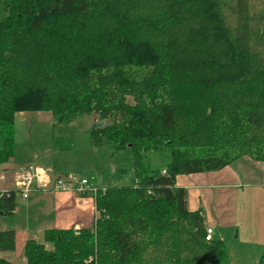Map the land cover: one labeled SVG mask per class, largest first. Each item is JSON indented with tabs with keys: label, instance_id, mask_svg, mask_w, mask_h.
<instances>
[{
	"label": "trees",
	"instance_id": "obj_1",
	"mask_svg": "<svg viewBox=\"0 0 264 264\" xmlns=\"http://www.w3.org/2000/svg\"><path fill=\"white\" fill-rule=\"evenodd\" d=\"M134 5L0 0V167L14 157L18 114L35 111L51 112L54 127L95 117L93 145L130 149L134 165L126 185L103 187L94 173L97 193H75L95 199L93 227L29 239L25 264H231L223 239H206L204 215L189 210L176 177L243 155L264 161V145L246 135L264 120V69L232 39L219 0H164L147 18ZM250 80L254 106L225 112L216 94L206 108L203 98L219 85ZM17 193L0 192V213L13 212ZM15 247V230L0 231V250Z\"/></svg>",
	"mask_w": 264,
	"mask_h": 264
},
{
	"label": "rangeland",
	"instance_id": "obj_2",
	"mask_svg": "<svg viewBox=\"0 0 264 264\" xmlns=\"http://www.w3.org/2000/svg\"><path fill=\"white\" fill-rule=\"evenodd\" d=\"M136 5L138 16L142 18L150 17L149 12L157 8L164 0H133ZM158 3V4H156ZM221 7V17L227 27L232 39L240 40L250 49V57L254 61L255 70L264 69V0H219ZM134 5V6H135ZM242 41V42H241ZM239 43V41H238ZM254 70V71H255ZM255 81L239 85L221 84L216 90L208 93L203 98L206 108L210 110L209 104L216 94H219V101L226 103L225 112H230L237 104H256L255 100L260 97L256 92L251 91V86ZM168 102V98L163 97V101ZM128 102L134 104L133 96H128ZM254 106V105H253ZM241 108V107H240ZM242 109V108H241ZM240 109L243 113L245 110ZM264 109V108H261ZM184 110V109H183ZM257 112L258 110L255 109ZM191 114V113H190ZM227 115V114H226ZM223 117V121L230 125L228 115ZM95 117H79L71 124L53 125V117L48 111L26 112L25 117L16 123L17 143L13 161L14 167H24L35 165L34 154L47 156L48 162L55 161L56 173L61 170H72L82 175L96 174L99 184L102 186L126 185L130 182L134 174L132 152L130 149L116 150L115 156L110 158L108 146L97 147L91 142L88 127L94 123ZM222 119V118H221ZM262 127L257 123L252 124L246 135L255 141H260L264 145V120ZM185 119L181 126H185ZM60 138L61 140H56ZM68 146L59 148L58 146ZM46 153V154H45ZM37 162H40L37 160ZM54 166V165H53ZM0 167V190L4 193L10 189H16L17 169ZM121 169H126L121 173ZM3 179V180H2ZM9 182L14 187H8L5 182ZM27 200L20 193L16 196L15 213L3 215L0 213V230L11 229L13 227H23L28 215ZM242 213L244 215L243 224L239 229H230L223 233L222 239L229 255L231 264H257L264 252V187L261 190L253 191V195L244 201ZM247 237L243 239V234ZM219 238V237H218ZM26 260L21 257L16 264H25Z\"/></svg>",
	"mask_w": 264,
	"mask_h": 264
},
{
	"label": "crops",
	"instance_id": "obj_3",
	"mask_svg": "<svg viewBox=\"0 0 264 264\" xmlns=\"http://www.w3.org/2000/svg\"><path fill=\"white\" fill-rule=\"evenodd\" d=\"M25 113L18 114L17 123L19 119L25 117ZM89 129L90 127L87 128L88 131ZM90 144H93L92 139ZM107 148L110 158L113 159L115 151L110 147ZM41 156L37 153L34 154L35 165L54 170L55 161L51 164L48 162L49 160H46L47 156L44 154ZM12 159L3 168L17 169L18 167L13 166ZM61 171L62 173L74 172L70 169ZM4 182L5 185L8 184V187L4 189L14 187L13 183ZM176 185L188 190L189 210H200L203 213L206 226L213 229V237H222L223 233L235 228L239 229L240 235V226L243 224L242 221L246 213V210L245 213H242L244 201L246 202L248 197L253 195V191L256 193V190H262L264 187V161L243 155L219 170L179 174L176 177ZM103 187H107V185ZM26 200L28 215L25 225L11 228L16 233L15 251L0 250V257L15 263L23 257L25 244L29 239L43 243L44 233L48 229L91 228L97 217L95 199L82 197L73 192L35 191ZM15 209L7 215L14 214ZM246 237L247 234L244 233L243 239ZM260 240L263 241L264 238Z\"/></svg>",
	"mask_w": 264,
	"mask_h": 264
},
{
	"label": "built area",
	"instance_id": "obj_4",
	"mask_svg": "<svg viewBox=\"0 0 264 264\" xmlns=\"http://www.w3.org/2000/svg\"><path fill=\"white\" fill-rule=\"evenodd\" d=\"M15 183L16 190L25 199L35 191H68L79 195H95L98 191L94 174H56L52 168L39 165H28L19 168ZM206 239L208 241L213 239V229L211 227H207Z\"/></svg>",
	"mask_w": 264,
	"mask_h": 264
}]
</instances>
